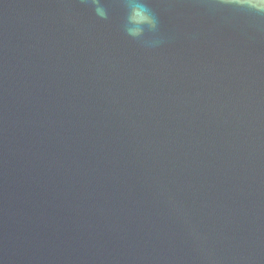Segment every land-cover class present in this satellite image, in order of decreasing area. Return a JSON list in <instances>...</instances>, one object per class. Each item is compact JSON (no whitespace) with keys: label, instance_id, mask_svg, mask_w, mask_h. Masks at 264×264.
<instances>
[{"label":"water","instance_id":"obj_1","mask_svg":"<svg viewBox=\"0 0 264 264\" xmlns=\"http://www.w3.org/2000/svg\"><path fill=\"white\" fill-rule=\"evenodd\" d=\"M0 264H264V0H0Z\"/></svg>","mask_w":264,"mask_h":264},{"label":"clouds","instance_id":"obj_2","mask_svg":"<svg viewBox=\"0 0 264 264\" xmlns=\"http://www.w3.org/2000/svg\"><path fill=\"white\" fill-rule=\"evenodd\" d=\"M98 13L104 17L106 16V13L102 9H97ZM130 21L134 24H142L144 22H149L151 23V18L147 14V10L143 5H137L133 9V13L130 17ZM140 32V29H129V33L132 35H138Z\"/></svg>","mask_w":264,"mask_h":264}]
</instances>
